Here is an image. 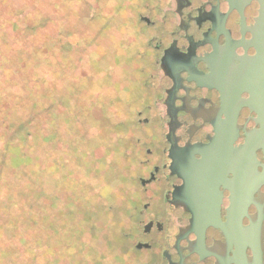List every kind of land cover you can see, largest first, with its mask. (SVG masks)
Here are the masks:
<instances>
[{
  "label": "flooded vegetation",
  "instance_id": "flooded-vegetation-1",
  "mask_svg": "<svg viewBox=\"0 0 264 264\" xmlns=\"http://www.w3.org/2000/svg\"><path fill=\"white\" fill-rule=\"evenodd\" d=\"M103 1L143 62L106 107L128 148L117 263L264 264L263 1Z\"/></svg>",
  "mask_w": 264,
  "mask_h": 264
},
{
  "label": "rangeland",
  "instance_id": "rangeland-1",
  "mask_svg": "<svg viewBox=\"0 0 264 264\" xmlns=\"http://www.w3.org/2000/svg\"><path fill=\"white\" fill-rule=\"evenodd\" d=\"M121 21L103 0H0V98L24 94L27 78L25 87L37 86L43 135L29 150L41 170L33 177L43 190L46 228L51 225L46 235H54L51 248L44 241L38 257L23 252L16 264H118L128 170L121 156L128 148L120 145L127 136L117 107H106L113 82L131 78L137 85L143 63L135 57L137 44L118 53ZM28 181L23 176L20 183ZM53 226L62 227L57 237ZM6 262L0 255V264Z\"/></svg>",
  "mask_w": 264,
  "mask_h": 264
},
{
  "label": "trees",
  "instance_id": "trees-1",
  "mask_svg": "<svg viewBox=\"0 0 264 264\" xmlns=\"http://www.w3.org/2000/svg\"><path fill=\"white\" fill-rule=\"evenodd\" d=\"M31 80L26 79L24 94L10 100L4 93L1 96L6 101L0 98V126L5 130V133L0 132L3 145L0 150L4 151L0 156V242L5 241L0 243V255L9 260L5 264H13V261L16 264L14 258L23 252L38 257L46 245L44 241L50 244L49 248L53 246L49 242L54 235H46V229L51 226L46 228L47 211L39 203L43 197L41 183H37L41 170L29 150L38 147L43 135L37 86L25 87ZM36 80L33 81L36 83ZM23 176L29 178L25 186L20 183ZM2 214L7 219H1ZM52 229L56 237L62 232V227L61 230L57 226Z\"/></svg>",
  "mask_w": 264,
  "mask_h": 264
},
{
  "label": "water",
  "instance_id": "water-1",
  "mask_svg": "<svg viewBox=\"0 0 264 264\" xmlns=\"http://www.w3.org/2000/svg\"><path fill=\"white\" fill-rule=\"evenodd\" d=\"M263 1V3H264V0H262ZM262 14H263V16H262V20L264 21V10L262 11Z\"/></svg>",
  "mask_w": 264,
  "mask_h": 264
}]
</instances>
